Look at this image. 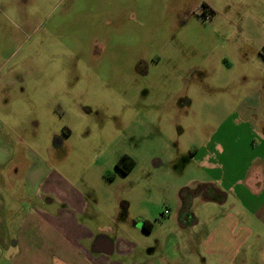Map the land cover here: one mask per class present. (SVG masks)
<instances>
[{
	"label": "rangeland",
	"instance_id": "374dc122",
	"mask_svg": "<svg viewBox=\"0 0 264 264\" xmlns=\"http://www.w3.org/2000/svg\"><path fill=\"white\" fill-rule=\"evenodd\" d=\"M0 119L17 150L50 151L55 183L86 200L75 225L135 247L114 263L179 248L207 264L190 254L218 219L251 224L264 201L217 192L264 155V0H0ZM211 137L226 153L207 170ZM183 197L200 224L182 227ZM36 206L68 208L52 195ZM15 253L0 249V264Z\"/></svg>",
	"mask_w": 264,
	"mask_h": 264
},
{
	"label": "crops",
	"instance_id": "0c3cea01",
	"mask_svg": "<svg viewBox=\"0 0 264 264\" xmlns=\"http://www.w3.org/2000/svg\"><path fill=\"white\" fill-rule=\"evenodd\" d=\"M4 129L5 124L0 119V249L3 252L15 248L16 264H118L111 260L113 256L135 252V247L129 246L120 237L97 236V233L105 231L95 233L88 227L75 225L77 220L73 213L83 212L86 200L74 198L70 190L55 183L56 179L62 180V176L51 166L48 158L50 151L39 153L30 148L17 150L14 142L3 135ZM56 143L59 141L56 140ZM212 144L213 151L210 150ZM263 148L264 139L259 146V149ZM225 153L221 142L211 137L199 164L213 170L220 155ZM250 161L255 162L256 166L251 170L246 169L244 176L230 182L228 191L217 190L226 201L233 196L244 207L245 196L253 197L255 203L264 198V155L259 154ZM218 181L223 187L224 178L220 177ZM210 186L208 182L202 190L207 192ZM14 191L19 193L16 199ZM49 195L59 205L66 204L68 208L59 209L54 214L39 211L36 202ZM213 198L206 194L209 202L214 201ZM189 201L183 197L179 209L183 228L191 220L193 224H200L187 211ZM241 214L229 213L220 217L207 232L197 252L190 255H198L207 264L210 258L214 259L212 264H264V201L256 206L251 224L243 221ZM154 226L149 219H144L141 228L152 231ZM110 251L111 255L104 253ZM170 252L165 248L159 258L148 257L144 264H194L193 258L182 256L179 248Z\"/></svg>",
	"mask_w": 264,
	"mask_h": 264
},
{
	"label": "flooded vegetation",
	"instance_id": "af4514ba",
	"mask_svg": "<svg viewBox=\"0 0 264 264\" xmlns=\"http://www.w3.org/2000/svg\"><path fill=\"white\" fill-rule=\"evenodd\" d=\"M138 63L139 64H142V63H144L142 60L141 61H138ZM59 139V138H58ZM125 159H129L128 158V156L127 155H124L120 160H118V162H117V164H116V168H121V164H122V162L125 160ZM121 160H122V162H121ZM126 161V160H125ZM128 163H130V162H128Z\"/></svg>",
	"mask_w": 264,
	"mask_h": 264
},
{
	"label": "water",
	"instance_id": "95a60500",
	"mask_svg": "<svg viewBox=\"0 0 264 264\" xmlns=\"http://www.w3.org/2000/svg\"><path fill=\"white\" fill-rule=\"evenodd\" d=\"M106 255H111L112 254V252L110 251V252H104Z\"/></svg>",
	"mask_w": 264,
	"mask_h": 264
},
{
	"label": "built area",
	"instance_id": "2783aa9c",
	"mask_svg": "<svg viewBox=\"0 0 264 264\" xmlns=\"http://www.w3.org/2000/svg\"><path fill=\"white\" fill-rule=\"evenodd\" d=\"M168 213H169L168 210H165V211H164V214H165V215H167Z\"/></svg>",
	"mask_w": 264,
	"mask_h": 264
},
{
	"label": "trees",
	"instance_id": "16d2710c",
	"mask_svg": "<svg viewBox=\"0 0 264 264\" xmlns=\"http://www.w3.org/2000/svg\"><path fill=\"white\" fill-rule=\"evenodd\" d=\"M121 162H122V160H121ZM130 162H131V165L130 166H132L133 162L132 161H130Z\"/></svg>",
	"mask_w": 264,
	"mask_h": 264
}]
</instances>
